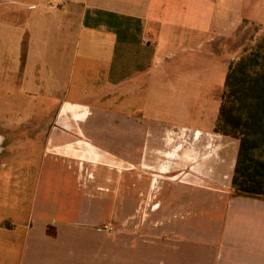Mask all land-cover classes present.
<instances>
[{
	"label": "crops",
	"instance_id": "0c3cea01",
	"mask_svg": "<svg viewBox=\"0 0 264 264\" xmlns=\"http://www.w3.org/2000/svg\"><path fill=\"white\" fill-rule=\"evenodd\" d=\"M263 35L264 0H0V264H264V200L232 191L239 141L192 107ZM157 103L202 124L162 126ZM178 132L183 219L108 251L122 170L137 185ZM82 167L112 192L82 189Z\"/></svg>",
	"mask_w": 264,
	"mask_h": 264
},
{
	"label": "rangeland",
	"instance_id": "374dc122",
	"mask_svg": "<svg viewBox=\"0 0 264 264\" xmlns=\"http://www.w3.org/2000/svg\"><path fill=\"white\" fill-rule=\"evenodd\" d=\"M254 29L258 31L259 27L251 28V36ZM251 38L246 40L244 56L255 52V49L259 47V43L262 42V45L264 43V35L263 38L258 40ZM243 55L241 57H244ZM261 63H264V61H261ZM260 69L258 66L257 70ZM204 78L213 80L216 83L220 75L219 72H213L211 76L206 73ZM221 82L224 83V79ZM207 91L209 92V101L205 100L206 104L192 105L194 111L198 114L201 111L206 115H209L212 111L213 113L219 112L223 87L210 88ZM157 105L155 116L162 126H197L202 124L196 116L186 117V115H183V117H180L175 107H172L171 110L166 107L165 110L161 103H157ZM162 138L163 143H165V149L171 150L156 154L157 167L153 165L150 167L151 163L146 158L145 166L140 169L139 183L137 185H135L136 177L132 178V175L127 170H122L125 172L124 199L109 201L110 205L113 206L110 209L111 212L107 220L99 224L100 226L98 225L101 228L104 225L111 226L110 231H103L108 241V251L112 249L118 252V250H121L119 246L124 245L123 242H127L125 246L128 247L138 241L152 238L156 234H160L159 231H155V226L174 221L180 222L183 219V156H180L178 152L179 149H183V145L192 143L193 137L189 139V136H183V132H178L164 135ZM91 155L95 156L94 154ZM153 158L154 154L152 153L150 155L152 162ZM94 160L105 161V158L97 156ZM92 168H81L80 187L86 191L89 189L92 191V195L98 194L97 196L104 192L111 193L116 179L110 177L107 181V186H105L100 183L103 180L96 176L95 169ZM179 171H182V174H179ZM132 182H134L133 189L131 186ZM85 186L88 187L86 188ZM172 214L176 215L173 216ZM127 249L132 250L131 248Z\"/></svg>",
	"mask_w": 264,
	"mask_h": 264
},
{
	"label": "trees",
	"instance_id": "16d2710c",
	"mask_svg": "<svg viewBox=\"0 0 264 264\" xmlns=\"http://www.w3.org/2000/svg\"><path fill=\"white\" fill-rule=\"evenodd\" d=\"M255 50L230 65L215 132L239 141L234 195L264 200V43Z\"/></svg>",
	"mask_w": 264,
	"mask_h": 264
},
{
	"label": "built area",
	"instance_id": "2783aa9c",
	"mask_svg": "<svg viewBox=\"0 0 264 264\" xmlns=\"http://www.w3.org/2000/svg\"><path fill=\"white\" fill-rule=\"evenodd\" d=\"M101 229H102V231H110L111 226L110 225H104Z\"/></svg>",
	"mask_w": 264,
	"mask_h": 264
}]
</instances>
